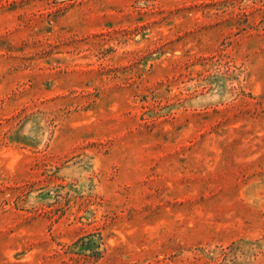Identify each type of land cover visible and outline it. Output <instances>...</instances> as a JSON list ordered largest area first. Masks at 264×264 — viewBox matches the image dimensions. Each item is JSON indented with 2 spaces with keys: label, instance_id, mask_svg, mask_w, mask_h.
<instances>
[{
  "label": "rangeland",
  "instance_id": "obj_1",
  "mask_svg": "<svg viewBox=\"0 0 264 264\" xmlns=\"http://www.w3.org/2000/svg\"><path fill=\"white\" fill-rule=\"evenodd\" d=\"M0 264H264V0H0Z\"/></svg>",
  "mask_w": 264,
  "mask_h": 264
}]
</instances>
